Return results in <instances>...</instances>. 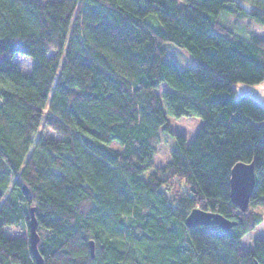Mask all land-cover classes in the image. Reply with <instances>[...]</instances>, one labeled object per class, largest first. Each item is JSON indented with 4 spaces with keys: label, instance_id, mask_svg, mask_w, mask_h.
Returning a JSON list of instances; mask_svg holds the SVG:
<instances>
[{
    "label": "trees",
    "instance_id": "1",
    "mask_svg": "<svg viewBox=\"0 0 264 264\" xmlns=\"http://www.w3.org/2000/svg\"><path fill=\"white\" fill-rule=\"evenodd\" d=\"M223 10L264 31V0H0V264H37L32 207L44 264H264V237L241 242L264 220V105L238 94L264 83V35ZM168 115L201 117L192 142ZM42 124L59 137L36 140ZM161 131L176 146L156 165ZM240 161L255 164L246 210L231 198ZM195 207L231 229L188 226Z\"/></svg>",
    "mask_w": 264,
    "mask_h": 264
},
{
    "label": "rangeland",
    "instance_id": "2",
    "mask_svg": "<svg viewBox=\"0 0 264 264\" xmlns=\"http://www.w3.org/2000/svg\"><path fill=\"white\" fill-rule=\"evenodd\" d=\"M46 1V0H43ZM180 3H182L180 1ZM245 4V3H244ZM247 8L250 6L245 5ZM218 18L222 21L230 23V25L235 28L236 32L244 37H249L252 33H256L259 35H264L263 29L255 22H250L249 19H241L235 17L238 21L232 22L233 15L225 10H223ZM146 19L157 27H161V24L158 18L154 14H149L146 16ZM249 23V24H248ZM166 47V56L171 57L177 63V65L184 69L192 67L195 64L194 57L183 47L177 46L171 42H167L165 44ZM14 60L18 63L20 69L23 72H28L32 65L31 58L16 55ZM256 85V84H255ZM255 85H246L243 83H238V94H247L243 92L244 86H255ZM260 86L264 87V83ZM170 89V86L167 83H162L157 91L160 95H162L163 91ZM258 100L264 105V90L258 94ZM170 123L175 133L185 134L188 138V143L192 142L195 138L197 132L199 131L202 125L201 117L197 116H182L175 117L168 115ZM59 137V135L53 131L51 128H48L45 124H42L38 132L35 134V139L37 140L39 137ZM162 141L159 147L157 154L154 157V161L156 165H164L171 158V151L175 148V136L167 133L165 131H161ZM116 145V144H115ZM264 211V209H263ZM10 232L13 234L20 233V229L17 227L10 228ZM257 237H264V220L251 232L245 235L241 242L242 245L247 249H252L253 241Z\"/></svg>",
    "mask_w": 264,
    "mask_h": 264
},
{
    "label": "water",
    "instance_id": "3",
    "mask_svg": "<svg viewBox=\"0 0 264 264\" xmlns=\"http://www.w3.org/2000/svg\"><path fill=\"white\" fill-rule=\"evenodd\" d=\"M256 182L254 162H237L231 171V198L241 210H246L249 206L250 198ZM26 188V187H25ZM28 192V189H25ZM185 222L188 226L198 224H217L226 231L231 229L233 221L224 217L222 214L201 209L193 208L187 215ZM40 234L38 232V222L35 216V208L30 209L29 219V242L30 251L37 264H44V258L39 250ZM90 248L93 254L94 242L90 241Z\"/></svg>",
    "mask_w": 264,
    "mask_h": 264
},
{
    "label": "crops",
    "instance_id": "4",
    "mask_svg": "<svg viewBox=\"0 0 264 264\" xmlns=\"http://www.w3.org/2000/svg\"><path fill=\"white\" fill-rule=\"evenodd\" d=\"M263 84V83H261ZM261 84L255 85V86H244L243 92L247 93L248 95H251L255 98H259L258 94L264 90L263 86H260ZM185 135V134H183Z\"/></svg>",
    "mask_w": 264,
    "mask_h": 264
}]
</instances>
